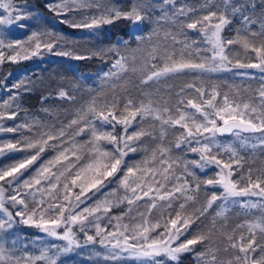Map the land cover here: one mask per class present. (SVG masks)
<instances>
[{"label": "trees", "instance_id": "1", "mask_svg": "<svg viewBox=\"0 0 264 264\" xmlns=\"http://www.w3.org/2000/svg\"><path fill=\"white\" fill-rule=\"evenodd\" d=\"M5 2L11 3L12 15L17 13H26L27 15L23 20H14L8 34L4 36L0 34V38L3 37L4 43L0 48V53L3 54V61L0 62V112L16 113V116L12 119L7 118V116L0 119V127L9 128L28 123L32 125V131L27 129H21L18 132L0 131V145L5 142H22L24 137L36 139L39 138L40 133L45 131L59 133L61 129L64 130V135L60 136L59 139L48 141L49 146L45 148V151L41 153L36 162L28 169L22 170L21 181L35 176L37 169L53 160L58 151L64 148L72 149L74 143L77 145L76 155H79L81 159L77 160L76 155L69 151L67 153L68 160H63L60 164L52 167V171L59 175L63 171V167L71 162L73 164L72 175H75L81 167L90 161L92 155L89 151L90 129L86 128L83 133L75 135L78 130L77 126L72 125V127H69L68 125L71 120L77 118V113L86 110L94 99L98 105H102L106 99L110 101L115 96L118 101L117 114L122 111L123 104L127 99H132L136 106L140 102L147 105L151 101L154 108L163 109L167 107L170 110L167 113H162L165 119L169 115L178 118L177 109H179V112L193 114L198 122L203 121V116L191 108L187 101L191 99L199 103L202 100L209 99L214 87L219 92L215 101L217 106L223 104L224 94L228 95L230 101L247 102L250 98H255L258 103V89L264 83L261 80V77H264L262 74L253 73V75L246 74L242 76L226 68L219 71L184 69L181 72L169 73L159 79L149 81L147 84H141L143 73L131 71L133 66L131 61H129V71L127 73H121L119 77L106 76L110 69L116 71L112 69V64L119 56L115 53H108L103 59L92 56V53L99 49L107 50L109 48H115L122 55H129L128 50L136 48L140 43L137 37H144L147 41V38L151 35V44L159 45L161 48L166 46L169 51H175L177 58H179L180 50L187 44L189 47L184 53L186 58H190L196 63L206 62L205 58L210 57L212 54L210 51L211 45L204 33L200 31V28L202 25L210 26L218 23V19L212 18L211 21H203L202 18L208 15L209 12L216 11L219 13L222 11L223 0H139L140 3L147 6L145 15L148 19H145L138 26L121 18L114 20L111 24H104L94 29L73 28L69 24L62 23L61 21L66 17L57 16L47 7L49 4L59 3V0H3V3ZM92 2L120 11H128L138 0H92ZM229 2L232 5H247V10L243 12V15H249L256 21V23L248 25L250 32L261 31L260 18L264 14V0H229ZM253 4L256 5L255 9L251 7ZM181 8L184 10V15L178 13ZM100 11L102 9H80L67 18L80 21L85 16L99 15ZM174 13L176 15H173ZM229 19L231 22L221 32V36L225 41L235 39L239 30L241 36L247 34L254 44L259 45L258 37H252L250 32L245 33L242 30L241 13L238 12L234 16L229 15ZM195 20H201L202 25L198 24L196 29L187 28V24ZM21 25L24 26L21 27ZM34 32L52 33L51 37L42 36L41 40L54 42L53 49L49 51L42 47L39 51H36L35 41L29 42V37ZM172 37H175V41ZM17 41L21 42L22 47L17 45ZM9 44L13 47L9 48ZM142 47L150 50V45L147 43ZM18 52L20 55L16 60L8 59V55L15 56ZM33 52H37L38 55L37 53L33 54ZM58 52H70L72 54L68 56L57 55ZM189 52L191 53L190 57ZM225 52L229 60L232 61L228 65H235L237 60L244 64L254 63L258 60L256 54L250 49L245 53L240 44H225ZM77 55L89 58L78 60L75 58ZM144 55L146 56V52ZM24 56H27V58H23ZM142 63L143 58L138 53L135 66L139 67ZM153 63L163 65L162 60H156ZM188 85H195V87L189 88ZM5 86L13 94L7 93ZM196 88H202L204 95L201 96L197 93ZM61 91L67 95L61 96ZM5 101L9 102V107H3ZM205 110L212 111L207 105H205ZM89 117H91V114H89ZM186 122L191 126V121ZM92 123L99 131L113 132L118 136L124 135V125L115 121H113V124H115L114 130L112 125L103 124L99 120H92ZM221 123L222 121L217 118V124ZM81 126H83V123ZM141 128L150 135L141 137L139 141L130 142L131 146L136 148V151L128 152L124 157L125 163L121 165L122 170L118 171L113 177L106 179L99 191L92 189L85 193V196L88 197L87 202L92 203L115 190L119 191V194L122 191L119 180L126 171V165L140 163L145 157H151L153 150L162 146L169 150L166 157L171 158L169 162L171 163L172 160L177 162L173 164V169L175 177H179V179H176L170 176L166 182L167 189L171 191L173 187L183 184L185 180L188 181L191 189H195L197 183L200 184L198 191L187 193L189 195L194 194L197 198L195 201H188L185 204V209L181 212L182 216L193 214L194 222L186 230L182 229L183 235L173 244V247L186 239H192L198 234L208 236V240L191 246L193 251L180 253L177 260H172L164 255L147 257L143 260L117 256L116 258L108 257L95 264H210L211 253L205 257L197 255L199 252H207L208 248L218 250L215 252L217 264H227V261L232 259L236 250L229 248L228 252L224 251L228 247L226 235H232L233 229H236L234 236L237 242H239L241 233L247 238L249 235L247 225L253 222H261L264 218V210L260 207L251 209L242 207L243 204L236 200H233L235 203L232 200L225 202L221 195L223 193L221 185L204 183L209 179L218 180V169L212 164L203 168L193 164V161L200 160V153L193 152L191 149L199 148L203 143H206L205 137L210 136L209 133L188 137L186 130L179 124H162L154 116L142 117L137 115L131 126L128 127L127 134ZM162 132L163 136H161ZM258 136H260V133L241 132L240 137H237L232 132L224 136L217 133L214 137L219 147L214 146L212 154L217 155L218 159L225 162H229L230 158L234 159L231 157V153L225 152L221 148L225 144L235 148L242 158L241 165H232L233 176L231 177V179L240 182V187L247 184L249 168L252 169L253 179L261 174L260 170L264 169V145L259 144L256 139ZM242 137H248L246 143L242 142ZM197 141H200V143L198 144ZM178 143L179 147H177ZM100 144L108 151H114L116 147L107 141H100ZM253 144L257 146L253 148ZM120 146L123 147V143ZM34 152V149L6 151L0 155V168L23 160L34 154ZM185 167L187 172L184 171ZM188 173H194L195 178L188 175ZM86 175L90 176L91 173ZM65 176H67V173ZM242 177L243 179H241ZM161 179L159 175H156V180ZM50 180L51 183L56 182L54 177ZM65 182L70 183V178L66 180L65 177H61L59 186L53 191V195L57 196L58 199H52L47 191L41 196L40 192L36 191V188L48 189L50 187L48 180H42V183L33 189H20V196L27 200L30 208L34 206L33 198L30 195L24 196L25 192H35L36 201L43 199L44 204L42 207H46L50 203H59L67 207L70 204L71 196L78 194L81 189L78 186H73L69 200L65 201L63 199L66 194L63 190ZM79 183L80 181H77L78 185ZM0 185L6 189L5 195L16 194L13 191L16 187L15 184L9 185L5 181H0ZM163 192L164 189H161V193ZM214 193L221 196V198L214 201L203 215H199L196 210L206 206L207 200ZM174 195L178 198L171 200L172 207L167 206L169 201L157 200V207L153 208L151 212H149V203L151 197L155 196V191L150 193L149 197H144L133 205H129L127 201L119 205L116 204L109 212L110 216L118 222L114 224V230L117 228L119 231H123V225H128L129 230L125 232V235L131 236L133 235L131 229L134 225L142 224L144 227L151 228L152 225L159 223L160 227L152 228L148 233L150 238H158L159 234L165 231L166 221L175 218L176 212L181 211L179 205L185 203L184 197L180 193ZM262 201L264 199L258 201L257 204ZM218 212H223V215H217ZM50 215H55V213L53 212ZM196 216H199V218L196 219ZM144 220H147L148 223L144 224ZM237 225H244V227L237 229ZM177 226L179 227V225ZM28 228L29 226L21 225L17 231L19 234L23 233L31 238L34 231ZM169 228H171V225H169ZM255 232L257 244L264 245V239L261 238L264 234L260 233L259 229H256ZM140 242L143 243L142 240ZM260 254V250L257 248L256 253L252 255L259 258ZM58 258L59 263L65 261L74 263L79 256L76 254L70 256L61 254ZM80 260L81 258H79ZM36 264H45V261L37 260Z\"/></svg>", "mask_w": 264, "mask_h": 264}, {"label": "snow or ice", "instance_id": "2", "mask_svg": "<svg viewBox=\"0 0 264 264\" xmlns=\"http://www.w3.org/2000/svg\"><path fill=\"white\" fill-rule=\"evenodd\" d=\"M0 7H3L6 11H9V16L7 18H0V24H9L14 20L19 21L26 18V13H17L12 15V5L10 2L0 3ZM53 13L57 16H64L66 19L62 20V23L69 24L73 28H87L94 29L99 28L104 24H111L114 20L117 19H126L137 26L142 23L148 17L145 15L147 6L140 3L139 0L137 3L133 4L130 10L120 11L115 8L105 7L100 3H93L92 0H59V3L49 4L47 6ZM247 5H232L229 0H223V10L217 13L216 11L209 12L208 15H205L203 21H211L212 18H217L218 23H215L211 26L202 25L201 20H195L192 23L187 24V28L196 29L198 24H201L200 31L204 33L207 38L208 43L211 45L210 57L205 58L206 62L196 63L193 62L190 58H186L184 53L188 49V45L185 44L184 48L180 50L179 58L176 57L175 51H169L165 46L161 48L159 45L151 44V35L147 38V41L144 37H137V40L140 42L136 48L130 49L129 55H122L115 48L99 49L92 53V56H97L103 59L108 53H115L119 56L118 59L112 64V71L110 69L109 73H106V76H117L119 77L121 73H127L129 71V61L133 65L131 71L143 73V78L141 79V84H147L149 81L154 79H159L162 76H165L169 73H178L184 69H199L206 71H219L222 68H225L227 64H231L232 61L229 60L228 55L225 52V44H240L245 53L250 49L254 52L258 58V63H249L244 64L239 60L236 61L235 67L239 68H259L261 72H264V14L260 18V32H250L248 28L249 24L256 23L255 20L249 15H243V12L247 10ZM255 9L256 5H251ZM102 9L99 15L85 16L82 20L76 21L74 19H69L71 14L77 12L80 9ZM241 13L243 20V31L249 33L252 37L259 38V45L254 44L249 36L240 35V31H237L235 39H228L225 41L221 32L223 28L228 25L231 21L229 15H235L236 13ZM180 15H184V10L181 8L178 10ZM173 15H176L174 13ZM24 25H21L23 27ZM155 34V33H153ZM42 36L51 37L52 33L47 32H34L29 37V42L35 41V50L39 51L42 47L51 51L55 46L54 42H44L41 40ZM59 39V37H57ZM175 41V37H172ZM18 46H21V42H16ZM145 43L150 45V50L142 47ZM0 45H3V40H0ZM9 48L13 45L9 44ZM199 51V50H197ZM146 52V56L144 55ZM140 54L143 58V63L139 67L135 66L137 64V54ZM35 54V52H33ZM70 52H58L57 55H71ZM20 55L18 52L15 56H10L8 59L16 60ZM189 57L191 53H188ZM23 58H27L24 56ZM76 59H86L82 55L75 56ZM219 60V64L215 61ZM162 60L163 65L160 66L153 61ZM3 61V54L0 53V62ZM261 80L264 81V77H261ZM187 87L193 88L195 85H188ZM196 92L201 96L204 95L202 88H196ZM61 96H66L67 94L63 91L60 92ZM219 95V92L216 91L215 87L210 94V98L207 100H202L197 103L194 100L189 99L187 104L196 110V112L201 113L203 116V121H197L196 117L193 114L179 112L178 118H173L169 115L166 119L163 117L162 113H167L170 110L165 107L163 109L152 107L151 101L146 105L143 102H140L138 106L134 105L132 99H127L123 104L122 111L118 109V101L115 96L109 101L105 100L102 105H98L94 99L87 107L86 110H81L77 113V118L70 121L69 127L76 125L78 130L75 132V135L83 133L86 128L90 129L91 140L89 141V151L92 154L90 161L85 164L72 175L71 169L73 164L69 162L68 165L63 167V171L57 175L52 171V167H55L57 164H60L63 160H68L67 153L69 151L73 152V155H76L75 149L77 145L74 143L72 149L64 148L63 150L58 151V154L47 162L46 165L41 166L37 169L35 176L30 179L20 180L22 175V170L28 169L34 162H36L41 153L45 151V148L48 145V141L59 139L60 136L64 135V130L61 129L59 133L54 131H45L40 133L39 138H28L24 137L23 141L5 142L3 145H0V154L5 153L6 151H23L25 149H34V154L27 156L25 159L20 160L16 163H13L9 166L0 168V181H5L7 184H15L16 187L13 191L16 193L14 195H9L7 200L15 205H22L23 210L17 211L15 216L22 218L24 224H32L37 228H40L42 231L47 233L49 236L58 237L59 239L67 241V245L58 251L70 252L72 251V246L77 244V241L74 239V233L72 229L67 228L64 233L61 235L57 232V229L62 224H80L81 231L84 230L83 225L85 221L89 220V217H94L96 221L100 219L99 216H96V213L109 212L113 206L112 200L107 197L104 200L97 201L93 207H84L79 212L75 211V208L79 207V203H83L81 196H84L86 192L91 191L92 189L100 190V187L104 185V181L109 177H113L118 171H121V165L124 164V157L128 152H135L136 148L131 146L130 142L139 141L141 137L150 135L145 132L143 128L138 131H133L131 134H127L128 127L131 126L132 122L136 119L137 115L140 116H154L155 119L160 120L162 124H179L183 127L188 137H195L198 135H203L204 133H209L210 136L205 137L206 143H203L199 148H192L191 151L200 153V160L193 161V164L203 168L207 165L215 164L220 167V172L217 173L219 176L218 180L209 179L204 183L209 185L219 184L223 188L222 198L227 201L231 197H248V196H257L264 198V169L260 170L261 174L256 176L253 179L252 169H248L247 175V184L244 187H240L239 181L231 179L233 176L232 165H241L242 158L238 155L235 148L231 146H225L223 151L231 153L229 162H225L217 158V155L212 154V148L219 147L214 137L217 133H226L233 132L234 135L240 137L241 132H250V133H260V136L256 137L260 145H264V83L261 84L258 89V103L255 98H250L249 101L236 102L230 101L227 94H224L223 104L217 106L215 103L216 97ZM205 105L208 108H211L212 111H206ZM3 107H9V102L5 101ZM91 114V117H89ZM5 116L12 119L16 116V113L13 112L8 114L6 112H0V119H3ZM215 117V118H213ZM217 118L222 121V126L217 124ZM92 120H99L103 124L112 125L113 130L115 129V121L118 124L124 125V135H115L113 132H103L99 131L95 125L92 123ZM186 121H191V126ZM83 123V126L81 124ZM21 129H27L32 131V125L24 123L16 127L3 128L0 127V131L5 132H18ZM235 130V131H234ZM163 136V132L161 133ZM243 143H246L248 137L241 138ZM100 141H107L110 144L115 145L114 151H108L100 144ZM123 143V147H121ZM199 144L200 141H197ZM257 145L253 144L252 147L255 148ZM54 147V146H53ZM179 147V143L177 144ZM127 149V151H125ZM168 149L162 146L157 147L152 151L151 157H145L143 161L137 164L126 165V171H124L123 177L119 180L120 186L125 190V195L122 197H117L116 204L123 203L127 201L129 205L135 204L137 201L142 200L144 197H149L150 193L155 191V196L151 197V202L149 203V212L153 208L157 207V200L160 201H169L168 207H172L171 200L175 197V193H180L184 197L185 203L179 205L180 210L176 212L175 218H170L166 221L164 227L165 231L160 233L158 238H150L148 233L152 228L160 227L159 223L154 224L149 227H144L142 224H137L132 226L131 231L133 235H125V232L129 230L128 225H123V231L118 233H108V236L113 237H123V242L119 238L116 239V243L113 245V248L123 247V250H130L133 254L144 256V257H157V256H167L172 260H177L180 253L193 251V245L200 244L208 240V236L204 234L195 235L192 239H186L183 242L177 244L173 247V244L180 239V236L183 235L182 229L186 230L188 226L193 223V214L181 215V212L185 209V204L188 201H195L196 196L187 194L188 192L198 191L200 184L197 183L195 189L189 187L188 181L185 180L183 184H179L171 191L167 189L166 182L169 180V177H175V171L173 169V164L177 163L175 160H172L170 163V157H167ZM76 159L80 160L81 157L76 155ZM159 165V167H157ZM227 169V171H225ZM184 171L187 172V168H184ZM67 173V176L65 174ZM91 173V175H86ZM156 175H159L162 179L156 180ZM194 177V173H188ZM55 178V183H51L50 178ZM65 177L66 180L70 178V183L65 182L63 184V190L66 193L63 197L65 201L69 200L71 195V188L73 186L80 187V192L75 195V200L79 203L72 205L71 207H66L63 204H48L47 208L42 207L44 200L39 201L35 200V192H25L24 196H32L34 206L29 207L27 200L20 196V189H33L34 187L40 185L42 180H48L50 182V187L48 189L36 188V191L40 192L42 195L47 191V194L52 197V199H58L57 196L53 195V191L59 186L60 178ZM83 177V178H82ZM179 179V177H175ZM195 178V177H194ZM243 179V177L241 178ZM77 181H80L79 185ZM155 185V187H153ZM161 189H164V192L161 193ZM6 189L0 186V210H2L7 217V219H0V231H5L12 227L14 222L13 214L4 207V193ZM127 193H131L129 196ZM109 195L114 196L115 192L110 193ZM18 197H20L18 199ZM221 196H217L215 193L207 200L206 206L202 209H197L196 211L199 215H203L209 207L212 206L213 202L217 199H220ZM235 203V201H233ZM242 207L245 208H257L260 207L264 210V201L260 204L254 202H247ZM55 213V215H50V213ZM67 213V215H65ZM143 216V214H141ZM217 215H223V212H218ZM26 216V218H24ZM199 216H196L198 219ZM119 219V218H117ZM148 221L144 220V224H147ZM171 225V228H169ZM179 225V227L177 226ZM96 232L97 235H101L103 229H101L100 224L96 223ZM120 227L119 225L117 226ZM244 225H237V229L243 228ZM174 229V230H173ZM249 235L245 238L244 234L241 233L239 237V242L235 240L234 233L236 229H233L232 235H226L228 240V247L224 249L225 252L230 249L236 250L233 253L231 260L227 261V264H264V245L257 244L256 241V229H259L260 233L264 234V218L261 222L250 223L247 225ZM264 239V236L261 237ZM93 236H87L88 241H92ZM106 239V237H105ZM4 238L0 236V262L2 264H36L37 260L45 261V264H57V259L55 256H49L47 250H44L40 256H15L10 250L4 247L3 243ZM129 240H142L143 243H128ZM104 243V239L100 241ZM53 247H57L53 245ZM257 248L260 250L259 258L254 257L252 254L256 253ZM218 250H213L208 248L207 252H199L197 255L199 257H205L211 253V262L210 264H217V256L215 252ZM242 254V255H241Z\"/></svg>", "mask_w": 264, "mask_h": 264}, {"label": "rangeland", "instance_id": "3", "mask_svg": "<svg viewBox=\"0 0 264 264\" xmlns=\"http://www.w3.org/2000/svg\"><path fill=\"white\" fill-rule=\"evenodd\" d=\"M0 3H3V0H0ZM9 16V11H6L3 7H0V18H7ZM14 23V21L12 23L9 24H0V34L1 36L8 34L9 30L11 29L10 26ZM213 25V24H212ZM136 26V24H135ZM211 26V25H210ZM3 38V37H2ZM2 38H0V40H3ZM207 39V38H206ZM4 44V43H3ZM2 47V45H0V48ZM37 53V52H35ZM38 55V53H37ZM212 55V54H211ZM10 55H8L9 57ZM13 56V55H11ZM6 60V59H4ZM8 61V60H7ZM259 61L257 60L254 63H258ZM215 63L219 64V60L217 59V61H215ZM228 70H233L235 73H237V75H253V73H258V74H262L264 75V72H261L259 68H239V67H235L233 64L232 65H228L225 67ZM4 82V80H3ZM15 84V83H13ZM12 84V86H13ZM5 90L7 91V93H11L13 94V92L10 91V89L5 86L4 87ZM225 146H227L225 144ZM225 146H222L221 148H224ZM2 155V154H0ZM215 165V164H212ZM215 167H217L218 169V173L220 172V167H218L217 165H215ZM227 171V169L225 170ZM1 186V185H0ZM222 187V186H221ZM121 192L118 194L119 191H113L115 192V195H103V197L93 201L92 203H88V197L81 196V200L83 201V203H79L75 200V196H71V199L69 200V205L67 207H71L72 205H75L77 203H79V207L75 208L76 212H79L81 209H83L84 207H93L97 201L100 200H104L106 197L110 200H112L113 202V206L111 207L114 208V206L116 205V199L117 197H122L125 195V190L123 188H121ZM223 190V188H222ZM112 192V193H113ZM129 196L131 195V193H127ZM5 195V199L3 201L4 203V207L8 209V211H10L13 216H14V222L12 224V227L5 230V231H0V236H2L4 238L3 243H4V247L8 250H10V252L15 255V256H40L41 253L44 250H47L48 255L49 256H55L56 259L58 260L59 256L61 254L63 255H78L79 258H81V260L79 261V258L76 259V261L72 264H95V263H100L103 259H106L108 257L110 258H116L117 256L120 257H131V259L134 260H143L147 257L144 256H139V255H135L133 254L130 250H123V247H117V248H113V245L116 243V239L119 238L121 240V242H123V237H113V236H108V233H118L119 229H115L114 230V224L118 223L115 221V219H113L110 215V211L109 212H103V210H101V212L96 213V216H99L100 219L98 221L95 220L94 217H89L88 221L84 222L83 228L84 230L81 231V225L80 224H62L58 229L57 232L59 234H63L64 231L67 228H71L72 232L75 234L74 235V239L77 241V244L72 246V251L70 252H63V251H58V249H62L64 246L67 245V241L59 239L58 237H54V236H49L47 233H45L44 231H42L40 228L35 227L32 224H24L22 222V218L19 216H15V213L17 211H22L23 206L22 205H15L13 206L12 203L10 201L7 200V197L9 196ZM42 194L40 193V196ZM39 196V197H40ZM261 197H257V196H248V197H231L229 198L227 201H240L242 204H245L249 201L257 203L258 201H260ZM119 205V204H118ZM48 206L44 207L47 208ZM20 208V210H19ZM51 214V213H50ZM65 215H67V213H65ZM26 218V216L24 217ZM0 219H7V217L5 216L4 212L2 210H0ZM99 223L101 229H103V232L101 233V235H97L96 232V227L95 224ZM254 223V222H253ZM29 226L28 229H32L34 231L33 236L27 237L25 236V234L20 233L17 231L20 226ZM117 225V224H116ZM87 236H93L94 239L92 241H88L87 240ZM106 237V239H105ZM104 239V243H101L100 241ZM128 243H141L140 241L137 240H129ZM53 245H56L57 247H53ZM68 261H65L64 263H59L57 261V264H71ZM0 264H2V262H0Z\"/></svg>", "mask_w": 264, "mask_h": 264}, {"label": "water", "instance_id": "4", "mask_svg": "<svg viewBox=\"0 0 264 264\" xmlns=\"http://www.w3.org/2000/svg\"><path fill=\"white\" fill-rule=\"evenodd\" d=\"M223 123V122H222ZM222 123L221 124H218V125H221L222 126ZM231 134L232 132H226V133H219L220 136H224L225 134ZM246 133V132H245ZM249 133V132H248Z\"/></svg>", "mask_w": 264, "mask_h": 264}]
</instances>
